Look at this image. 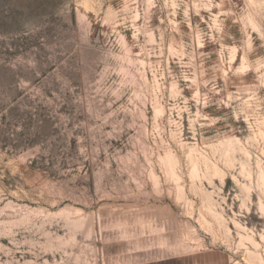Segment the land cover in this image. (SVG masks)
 Masks as SVG:
<instances>
[{"label":"rangeland","instance_id":"rangeland-1","mask_svg":"<svg viewBox=\"0 0 264 264\" xmlns=\"http://www.w3.org/2000/svg\"><path fill=\"white\" fill-rule=\"evenodd\" d=\"M209 249L264 264V0H0V264Z\"/></svg>","mask_w":264,"mask_h":264},{"label":"crops","instance_id":"crops-1","mask_svg":"<svg viewBox=\"0 0 264 264\" xmlns=\"http://www.w3.org/2000/svg\"><path fill=\"white\" fill-rule=\"evenodd\" d=\"M131 264H230V257L225 251L209 249Z\"/></svg>","mask_w":264,"mask_h":264}]
</instances>
